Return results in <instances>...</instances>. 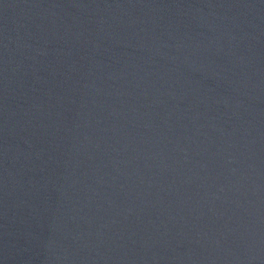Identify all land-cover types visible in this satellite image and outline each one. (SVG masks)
<instances>
[{
	"label": "water",
	"instance_id": "obj_1",
	"mask_svg": "<svg viewBox=\"0 0 264 264\" xmlns=\"http://www.w3.org/2000/svg\"><path fill=\"white\" fill-rule=\"evenodd\" d=\"M0 264H264V0H0Z\"/></svg>",
	"mask_w": 264,
	"mask_h": 264
}]
</instances>
